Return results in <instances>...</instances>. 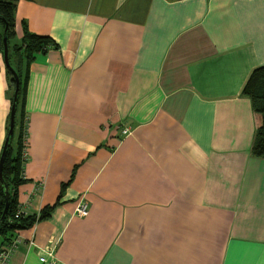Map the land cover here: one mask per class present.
Listing matches in <instances>:
<instances>
[{
    "label": "crops",
    "instance_id": "crops-1",
    "mask_svg": "<svg viewBox=\"0 0 264 264\" xmlns=\"http://www.w3.org/2000/svg\"><path fill=\"white\" fill-rule=\"evenodd\" d=\"M14 15L16 40H52L29 65L18 186L23 214H49L16 230L8 264L49 248L54 264H264L260 117L242 94L264 65V0H17ZM10 94L0 52V154Z\"/></svg>",
    "mask_w": 264,
    "mask_h": 264
},
{
    "label": "trees",
    "instance_id": "trees-1",
    "mask_svg": "<svg viewBox=\"0 0 264 264\" xmlns=\"http://www.w3.org/2000/svg\"><path fill=\"white\" fill-rule=\"evenodd\" d=\"M16 1L17 0H0V52L2 53L4 60L3 31L6 26L9 63L19 77V90L15 108L14 129L13 133L9 137V145L6 149L2 164L3 182L0 180V217L5 205L4 185H6L9 195L6 215L4 219L0 221V236L4 239L3 244L9 243L13 239L12 237L14 236L16 230L31 227L36 221L46 218L49 214V210L47 208L42 209L39 213L29 215L23 214L19 209L18 186L22 183L24 178V160L22 159V150L24 147V141L28 137V122L27 117L25 116L24 104L29 77V65L34 58L35 53L46 51V49L52 45V40L49 36L31 32L26 26H24L22 37L17 40L15 39L14 14ZM5 70L11 93V110L15 90V81L11 70L6 64ZM242 94L249 98L253 111L260 117L259 125L256 127L254 132L250 152L253 156L264 158V65L255 68L251 72L243 87ZM9 122L10 112L8 117L7 132Z\"/></svg>",
    "mask_w": 264,
    "mask_h": 264
},
{
    "label": "water",
    "instance_id": "water-1",
    "mask_svg": "<svg viewBox=\"0 0 264 264\" xmlns=\"http://www.w3.org/2000/svg\"><path fill=\"white\" fill-rule=\"evenodd\" d=\"M7 27L5 26V29L3 31V55H4V62L5 64L9 67V69L11 70L13 77H14V81H15V90H14V97H13V103L11 106V110H10V122H9V128H8V132L7 135L5 137V142H4V146L0 155V180L1 182H3V177H2V164L4 161V157H5V153H6V149L9 145V137L10 135L13 133V129H14V121H15V108H16V104H17V100H18V90H19V77L16 73V71L12 68V66L9 63V59H8V45H7V36H6V29ZM4 195H5V205H4V209L2 212V215L0 217V221H2L6 215L7 212V208H8V190L6 185H4Z\"/></svg>",
    "mask_w": 264,
    "mask_h": 264
},
{
    "label": "built area",
    "instance_id": "built-area-1",
    "mask_svg": "<svg viewBox=\"0 0 264 264\" xmlns=\"http://www.w3.org/2000/svg\"><path fill=\"white\" fill-rule=\"evenodd\" d=\"M126 132H128V127H125L123 129V133ZM26 158H27V139L24 141V147L22 150V159L25 161ZM87 209H88L87 201L83 197L79 198V200L75 205V213L79 216H82L86 214ZM15 246H16V239H13L9 243L0 246V264H8L10 255L13 249L15 248ZM43 253L44 254L41 255L39 258L41 262H44L45 264L55 263L50 248L49 250H44ZM48 256L50 257V259H48Z\"/></svg>",
    "mask_w": 264,
    "mask_h": 264
}]
</instances>
